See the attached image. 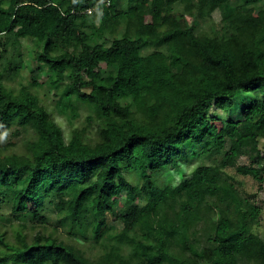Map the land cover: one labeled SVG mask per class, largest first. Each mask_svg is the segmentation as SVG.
I'll return each mask as SVG.
<instances>
[{"label": "trees", "instance_id": "1", "mask_svg": "<svg viewBox=\"0 0 264 264\" xmlns=\"http://www.w3.org/2000/svg\"><path fill=\"white\" fill-rule=\"evenodd\" d=\"M222 4L234 10L217 22ZM24 48L39 67L18 87L7 80L28 59L3 60ZM44 83L73 116L79 102L97 110L68 139L33 90ZM242 92L260 98L218 126L213 106L230 112ZM29 133L26 152H8ZM259 138L264 0H0V210L9 207L0 223L21 227L18 243L0 231V264H264V237L249 223L259 206L219 195L225 167L264 182ZM188 149L212 157V176L205 163L185 173ZM167 168L180 172L179 187L157 182ZM53 215L68 239L29 241L23 229Z\"/></svg>", "mask_w": 264, "mask_h": 264}, {"label": "rangeland", "instance_id": "2", "mask_svg": "<svg viewBox=\"0 0 264 264\" xmlns=\"http://www.w3.org/2000/svg\"><path fill=\"white\" fill-rule=\"evenodd\" d=\"M234 10V5L232 4H222L217 8L213 13V18L215 21L219 22L224 17L231 14ZM96 23L99 22V17L97 15L93 16ZM155 19V16H149L148 20L153 21ZM196 22V21H195ZM197 25H205V23L197 21ZM12 58V59H11ZM25 58L29 61V68L21 74V76H17L13 82L8 79L7 83H13L12 85L20 86V83L22 84H29L30 83V77L33 72L37 70L39 67V63L33 59L27 57V49L24 48L22 52V57H12L9 55L8 59H4V63L7 61H14L17 64H21ZM15 66V64H13ZM17 72L19 69H16ZM19 74V75H20ZM37 74V72H36ZM45 78V76H43ZM39 78L40 82H43L44 78ZM34 91H38L39 95L42 97L44 104L47 106L48 110L52 113V116L55 118V120L61 125V127L64 130L65 137L68 139L71 133V130L76 126H81L86 123L87 115L90 111L92 113H96L97 110L89 108L88 105L84 103H78L79 106V112L77 116H73V112L71 108L63 107L60 103V97L55 94V92L47 86L46 83L42 86H34ZM253 97L260 98L259 93H241L238 95L235 99V106L230 110V112H224L221 109H218L217 107L213 106L211 110V114L215 117H218L220 120H217L218 126L221 125V121L226 120L228 118H234L239 119L241 118V113L243 110V106L248 104ZM78 102V101H76ZM32 136V134L18 136V138H15V145L12 146V149H10L8 152H19L23 153L26 152V142L27 140ZM259 148L264 151V138H259ZM199 151V149H198ZM191 150L188 149L184 153L183 158V170L185 173H188L190 175L195 174L197 170V166L201 163L207 164L209 167L208 172L209 176H212L215 172V169L211 166L213 163L212 157H209V155L203 154L198 156H194L190 153ZM214 156V155H212ZM242 160H246L245 158H242ZM127 178L136 184L141 183V178L134 170H128L126 171ZM156 178L158 183H173L175 187L180 186L181 181V174L177 170L172 169H164L158 173H156ZM220 178V196H223V200L225 203H233V196L238 195L242 199L243 205L246 207V210H252L250 208V205H257L259 206V211L257 212L256 216H249V223L251 226V229L262 235L264 237V182L261 184L258 180L253 178L249 175H243L233 167H225L222 168L221 174L219 176ZM118 200L120 201L118 203L119 206L128 207L129 206V200L127 199V195L122 193ZM231 201V202H230ZM5 212V216L9 215V207H5L4 209L0 210L1 212ZM249 212V211H248ZM13 222V223H12ZM11 221H3L0 223V231L4 234V239L6 242L12 244V243H18L17 238V231L20 229V225L16 222V220ZM24 234H26L27 239L29 241L32 240L34 235L37 232H44V233H53L55 235H59L60 237L68 239V234L66 231V228L57 223L55 220V216L53 215L49 222L46 224V226H32L28 225V227H25L23 229ZM70 240V238H69ZM78 245L85 249L88 253H92L95 249H92L90 242L82 240L79 238V240H76ZM0 247H4L3 244L0 243ZM241 264H246L245 261H241Z\"/></svg>", "mask_w": 264, "mask_h": 264}, {"label": "built area", "instance_id": "3", "mask_svg": "<svg viewBox=\"0 0 264 264\" xmlns=\"http://www.w3.org/2000/svg\"><path fill=\"white\" fill-rule=\"evenodd\" d=\"M88 12H89V13H91V12H92V10H91V9H89V10H88Z\"/></svg>", "mask_w": 264, "mask_h": 264}]
</instances>
